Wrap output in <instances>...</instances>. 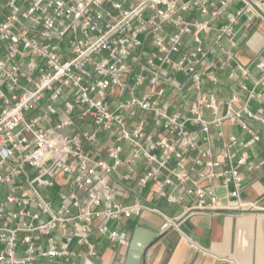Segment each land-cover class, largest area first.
I'll use <instances>...</instances> for the list:
<instances>
[{"label": "built area", "instance_id": "1", "mask_svg": "<svg viewBox=\"0 0 264 264\" xmlns=\"http://www.w3.org/2000/svg\"><path fill=\"white\" fill-rule=\"evenodd\" d=\"M254 4L0 0V264H114L97 260L91 237L130 246L113 226L124 218L150 211L179 228L195 214L251 207L243 170L260 164L243 151L264 138V60L250 84L236 51L239 26L261 16ZM219 70L238 84L228 98L208 89ZM227 125L249 138L227 136Z\"/></svg>", "mask_w": 264, "mask_h": 264}, {"label": "crops", "instance_id": "2", "mask_svg": "<svg viewBox=\"0 0 264 264\" xmlns=\"http://www.w3.org/2000/svg\"><path fill=\"white\" fill-rule=\"evenodd\" d=\"M256 9L264 13V0H253ZM241 5V4H238ZM259 12V11H258ZM260 13V12H259ZM256 16L246 26H239L240 47L236 51L237 61L247 65L252 72L253 79L259 78L263 71L258 67L264 60V17ZM225 20L223 19L222 22ZM246 22V18H242ZM221 22V23H222ZM220 82L209 84L208 89L216 90L220 95L228 98L239 91L238 84L228 78V71L219 70ZM180 79L186 81L183 77ZM264 96V86L259 88ZM177 92V91H176ZM173 91H169L172 95ZM186 101L193 97L192 90L185 91ZM243 97L247 93H242ZM240 105V104H239ZM252 109L258 108L253 102ZM251 124L258 130L263 125L252 120ZM83 127L92 129L86 122ZM227 136L236 135L241 140H247L249 135L239 126H225ZM212 146L218 150L222 140L215 138ZM251 156L259 167L244 169L245 188L241 192V199L251 207L247 210L225 209L219 213L195 214L183 221L179 228L167 227L164 218L150 211H144L136 218H124L113 226L121 227L131 234L139 227L152 230L156 237L143 251L142 264H264V138L252 148L243 151ZM217 192L222 196L225 206L232 205V200L226 197V190L217 183ZM137 191L135 181L126 184L121 191L124 202H131ZM145 197L151 191L142 192ZM151 202L163 207L171 215L181 213L182 206H170L162 199L150 198ZM194 198H187L191 204ZM93 241L101 242L99 262L125 264L130 246L118 247L111 245L98 234L92 235ZM82 263V260H78Z\"/></svg>", "mask_w": 264, "mask_h": 264}, {"label": "water", "instance_id": "3", "mask_svg": "<svg viewBox=\"0 0 264 264\" xmlns=\"http://www.w3.org/2000/svg\"><path fill=\"white\" fill-rule=\"evenodd\" d=\"M256 7V5L254 4ZM264 17V13L258 10ZM157 233L146 228L139 227L135 230L125 264H142V255L147 245L156 237Z\"/></svg>", "mask_w": 264, "mask_h": 264}]
</instances>
